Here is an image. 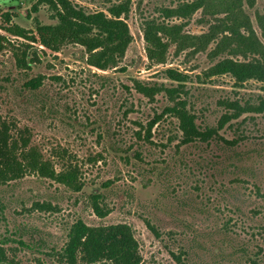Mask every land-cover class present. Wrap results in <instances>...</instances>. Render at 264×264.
I'll use <instances>...</instances> for the list:
<instances>
[{
    "label": "rangeland",
    "instance_id": "1",
    "mask_svg": "<svg viewBox=\"0 0 264 264\" xmlns=\"http://www.w3.org/2000/svg\"><path fill=\"white\" fill-rule=\"evenodd\" d=\"M70 1L86 13H106L122 0ZM194 1L130 0L122 19L132 41L116 69L100 71L86 64L79 45L65 44L54 53L4 31L17 26L36 37L33 18L43 25L55 21L44 6L27 17L33 0H0V118L13 136L27 130L29 146L56 172L73 171L83 185L74 192L29 171L0 184L4 264H64L60 253L76 221L128 226L142 264H264V112H245L218 130L233 145L218 138L183 145L178 121L163 114L172 106L165 94L148 101L132 90L133 79L176 88V98L201 129L216 128L224 114H232L226 104L249 108L264 98L262 83L239 86L229 75L206 77L227 58L209 55L214 43L195 51L185 43L180 52L169 43L163 65L146 58L145 22L200 36L224 17L220 8H213V15L211 7L184 18L169 13ZM241 1L260 39L256 16L264 17V0ZM24 51L27 60L34 52L39 59L22 67L18 60ZM167 69L184 74L186 81L169 80ZM37 77L41 85L30 91L25 84ZM92 196L99 197L105 217L93 212Z\"/></svg>",
    "mask_w": 264,
    "mask_h": 264
},
{
    "label": "trees",
    "instance_id": "2",
    "mask_svg": "<svg viewBox=\"0 0 264 264\" xmlns=\"http://www.w3.org/2000/svg\"><path fill=\"white\" fill-rule=\"evenodd\" d=\"M211 1L214 2L211 4ZM248 1L252 3L251 0ZM41 6L47 7L51 14L50 19L55 21V24L43 25L33 18L36 37L33 31H25L17 26L4 29V31L14 37L39 44L54 53H58L65 44L79 45L85 50L86 64L89 67L100 71L117 68L132 41L127 24L122 19L129 13L130 0H122L108 8L106 13H86L72 4L70 0H33L27 17L31 13H37ZM210 7L220 8L224 17L218 18L214 24L209 26L208 33L200 36L182 35L178 26L165 28L154 22H145L143 40L146 44V58L156 65H163L166 61L169 43L175 45L176 52L183 51L182 44L189 42L192 43H189V48L194 49L193 51L205 50L214 43V48L209 55L217 57L226 53L227 58L210 67L205 73L207 78L229 75L239 86L248 81L264 84L263 16H256L260 31L259 39L243 12L241 0H195L169 13L173 17L184 18L199 9L206 11ZM214 9L213 15L216 14ZM5 18L6 21L10 20L8 14H5ZM164 37L168 42H164ZM3 42L4 38L0 36V52L3 49ZM36 55L34 52L33 59L27 60L29 55L24 51L18 63L22 67H26L28 62L33 64L39 59ZM237 57L242 58V61L234 59ZM248 57H250L249 60ZM164 74L176 83L186 81V76L176 70L167 69ZM40 85L41 77L31 79L25 84L30 91H36ZM132 90L148 101H152L158 94H165L172 106L167 107L163 114H171L178 121L180 141L183 145L193 142L207 143L214 138H218L225 144L233 145L236 142L220 138L218 130H221L226 123L238 119L245 112L255 114L264 112V98L260 99L256 106L249 108H242L235 102L226 104L232 114H224L216 128L201 129L195 123V115L186 109L185 102L176 98L178 95L176 88H167L164 84H144L133 79ZM158 119L148 124L146 129L148 135ZM137 136L139 137V134ZM29 145L27 130L17 131V136H13L10 124L0 118V184L18 180L25 171H29L41 178L50 179L70 188L74 192L82 189L83 185L76 182L73 171L56 172L53 166L43 159L41 153ZM91 207L97 217H105L106 212L101 208L98 196H92ZM146 226L152 232L154 231L149 224L146 223ZM60 259L64 264H142L138 245L128 226L89 227L81 221H76L69 228ZM6 261L5 250L0 243V264Z\"/></svg>",
    "mask_w": 264,
    "mask_h": 264
}]
</instances>
